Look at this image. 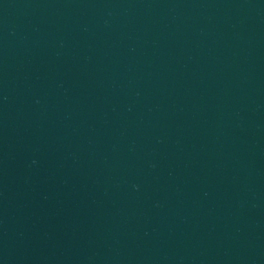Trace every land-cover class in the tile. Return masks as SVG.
Returning <instances> with one entry per match:
<instances>
[{
  "label": "water",
  "instance_id": "water-1",
  "mask_svg": "<svg viewBox=\"0 0 264 264\" xmlns=\"http://www.w3.org/2000/svg\"><path fill=\"white\" fill-rule=\"evenodd\" d=\"M0 264H264V0H0Z\"/></svg>",
  "mask_w": 264,
  "mask_h": 264
}]
</instances>
